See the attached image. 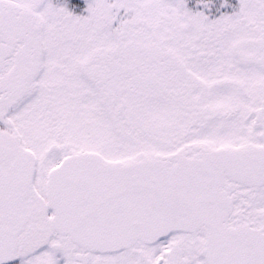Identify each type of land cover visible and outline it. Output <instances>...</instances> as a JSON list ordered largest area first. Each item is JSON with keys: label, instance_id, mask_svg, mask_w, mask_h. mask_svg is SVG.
<instances>
[{"label": "snow or ice", "instance_id": "6c2138e0", "mask_svg": "<svg viewBox=\"0 0 264 264\" xmlns=\"http://www.w3.org/2000/svg\"><path fill=\"white\" fill-rule=\"evenodd\" d=\"M0 264H264V0H0Z\"/></svg>", "mask_w": 264, "mask_h": 264}]
</instances>
